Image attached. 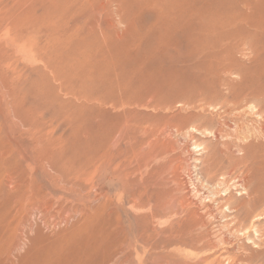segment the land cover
<instances>
[{"label":"rangeland","instance_id":"1","mask_svg":"<svg viewBox=\"0 0 264 264\" xmlns=\"http://www.w3.org/2000/svg\"><path fill=\"white\" fill-rule=\"evenodd\" d=\"M0 235V264H264V0H0Z\"/></svg>","mask_w":264,"mask_h":264},{"label":"bare ground","instance_id":"2","mask_svg":"<svg viewBox=\"0 0 264 264\" xmlns=\"http://www.w3.org/2000/svg\"><path fill=\"white\" fill-rule=\"evenodd\" d=\"M113 1V0H112ZM165 2V1H164ZM175 2V1H174ZM160 3V2H159ZM170 3V2H169ZM176 3V2H175ZM175 3H173V4H175ZM250 3V2H249ZM181 4V3H180ZM190 4V3H189ZM247 4V3H246ZM253 5V4H252ZM165 6V5H164ZM182 6H183V4H182ZM189 6V5H188ZM192 7H193V5H191ZM211 6V5H210ZM186 7V6H185ZM213 7V6H212ZM253 8H254V6H252ZM181 8V7H180ZM183 8V7H182ZM198 8H200V7H197L196 8V10L198 9ZM207 9L209 8V7H206ZM217 9H218V7H216ZM215 8V9H216ZM184 9V8H183ZM216 9V13H218V12H220L219 10H217ZM220 9V8H219ZM192 10V9H191ZM193 10H195V9H193ZM255 10H256V8H255ZM183 11H185V9L183 10ZM198 11H200L199 9H198ZM218 11V12H217ZM238 11V10H237ZM195 12V11H194ZM197 12V11H196ZM202 12V11H201ZM199 13V14H201V15H205V12L203 11V13L204 14H202V13ZM207 13H209V10L206 12V14ZM212 13V12H211ZM211 13H209V14H211ZM215 13V14H216ZM241 13H243L242 11H241ZM163 14V13H162ZM220 14V13H219ZM235 14V13H234ZM239 14V13H238ZM169 15V14H168ZM171 15V14H170ZM214 15V14H213ZM217 15V14H216ZM245 15V14H244ZM246 15H247V13H246ZM255 14H253V16H254ZM197 16V15H196ZM195 16V17H196ZM210 16V15H209ZM212 16V15H211ZM218 16V15H217ZM240 16V15H239ZM252 16V15H251ZM165 17H166V15H165ZM171 17V16H170ZM200 17V16H199ZM205 17V16H204ZM235 17H237V15H235ZM242 18H243V16H241ZM240 17V18H241ZM172 18V17H171ZM196 18H198V17H196ZM201 18V17H200ZM239 18V17H238ZM247 18H249L248 16H247ZM247 18H246V20L243 18V20H245V21H247ZM164 19V18H163ZM173 19V18H172ZM199 19V18H198ZM237 19V18H236ZM252 20H254L253 18H251ZM167 20V19H166ZM200 20V19H199ZM209 20H211V19H209ZM215 20V19H214ZM252 20H251V23H253L252 22ZM170 21V20H169ZM176 21H177V18H176ZM194 21V20H193ZM192 21V22H193ZM237 21H239V20H237ZM248 21H250L249 19H248ZM178 22V21H177ZM211 22H212V20H211ZM174 23H176V22H174ZM197 23V22H196ZM199 23V22H198ZM236 23V22H235ZM183 24H184V22H183ZM192 25V24H191ZM191 25H190V27H191ZM187 26H189V25H187ZM183 27V26H182ZM195 27V26H194ZM190 29H192V28H190ZM240 30V29H239ZM236 32V31H235ZM124 87V86H123ZM135 104V103H134ZM128 123V122H127ZM123 133H124V131H123ZM115 134V133H114ZM126 134V133H125ZM111 136V135H110ZM106 145V144H105ZM111 147V146H110ZM107 149H109V148H107ZM113 149V148H112ZM110 150V149H109ZM105 151H107L106 149H105ZM99 152V154L97 155V157H96V159L94 160L95 161V166H96V170H98V171H100V173L101 172H106L107 174H109V175H111V174H113L115 171H116V168H114L115 166H114V164H113V155H115L114 153H111L110 151H108V152ZM113 154V155H112ZM48 157V156H47ZM6 158V157H5ZM3 160H4V158H3ZM45 160V159H44ZM43 160V161H44ZM50 161V160H49ZM48 161V162H49ZM4 162V161H3ZM12 162H13V160H12ZM18 162V161H17ZM14 163H15V161H14ZM39 164V163H38ZM15 166V165H14ZM8 167V166H7ZM5 168V167H4ZM15 168H17V167H15ZM9 170V169H8ZM14 169H11L10 171H13ZM10 171L8 172V173H10ZM8 175V174H7ZM103 176H105V175H103ZM12 177V176H11ZM17 179H18V177H17ZM15 181V178L14 179H12V181ZM7 181V180H6ZM9 181V180H8ZM11 181V180H10ZM17 181H20V180H17ZM17 181L15 182V183H17ZM25 182V181H24ZM26 184H27V182H26ZM21 189V188H20ZM20 189H18V191L20 190ZM22 189H23V187H22ZM25 189V188H24ZM22 192V191H21ZM41 192H44V188H43V186H39L38 187V190L35 192L34 190H33V188H30V187H28V189H26V202H27V204L28 203H30V204H33L34 205V203H35V201H37L38 202V200H39V206H41V207H45V209H48V207H46V206H48V203H47V201L49 200V199H47V196L45 195V194H43L42 195V193ZM17 193V192H16ZM20 193V192H19ZM5 194H7V193H5ZM7 195H9V194H7ZM3 197V196H2ZM60 197V196H59ZM62 199L61 200H63V197H61ZM8 200H10V199H8ZM9 202V201H8ZM4 205V204H3ZM38 206V207H39ZM103 207V206H102ZM101 207V208H102ZM26 209V208H25ZM27 211V210H26ZM25 211V212H26ZM5 212V211H4ZM10 212V211H9ZM6 213V212H5ZM27 213V212H26ZM10 214H11V212H10ZM106 214V213H105ZM105 214H104V216H105ZM4 215V214H3ZM99 216V215H98ZM102 216V215H101ZM107 216V215H106ZM7 218V217H6ZM107 219H108V217H106ZM106 218H105V220H106ZM100 220V219H99ZM98 221V220H97ZM110 226V225H109ZM8 226H6V228H7ZM4 229V231L6 230L5 228H3ZM11 229H9V231H10ZM14 230V229H13ZM100 231V230H99ZM102 232V231H101ZM108 232H110V231H108ZM3 233V232H2ZM1 233V234H2ZM105 233H106V231H105ZM9 234V233H8ZM11 234V233H10ZM9 234V235H10ZM12 234H14V233H12ZM113 234V233H112ZM9 235H8V237H9ZM111 235V234H110ZM1 236V235H0ZM16 237V236H15ZM98 237H100L99 236V234H98ZM1 238V237H0ZM105 238H107V237H105ZM3 240H4V237L2 238ZM13 239V238H12ZM15 239V238H14ZM18 239V238H17ZM103 239V238H102ZM112 239V238H111ZM108 240H110L109 238H108ZM108 240H107V242H108ZM2 241V240H1ZM14 241V240H13ZM6 242V241H5ZM7 242H9V241H7ZM6 242V243H7ZM113 242V241H112ZM3 243H4V241H3ZM15 243V242H14ZM103 243V242H102ZM104 243H105V241H104ZM111 243V242H110ZM123 244V243H122ZM108 245V244H107ZM6 246V245H5ZM109 246V245H108ZM123 245H121V247H122ZM7 247H8V243H7ZM14 247V246H13ZM18 247V246H17ZM98 247V246H97ZM109 248V247H108ZM103 249V248H102ZM1 250V249H0ZM2 251V250H1ZM0 251V252H1ZM13 251V250H12ZM17 251V250H16ZM101 252H102V250H101ZM91 253H92V250H91ZM98 253V252H97ZM107 253H108V251H107ZM117 253V252H116ZM8 254V253H7ZM96 254V253H95ZM106 254V253H105ZM118 254V253H117ZM92 255V254H91ZM4 256V255H3ZM109 256V255H108ZM110 257V256H109ZM85 258V257H84ZM98 259V258H97ZM104 259V258H103ZM107 259H108V257H107ZM106 259V260H107ZM110 259V258H109ZM114 260V259H113ZM5 261V260H4ZM102 261V260H101ZM108 261V260H107ZM106 261V262H107ZM0 263H2V262H0ZM6 263V262H5ZM108 263V262H107ZM95 264V263H94ZM105 264V263H104Z\"/></svg>","mask_w":264,"mask_h":264}]
</instances>
